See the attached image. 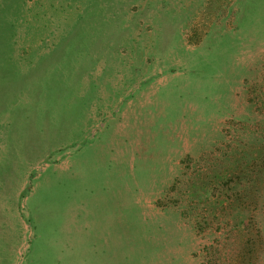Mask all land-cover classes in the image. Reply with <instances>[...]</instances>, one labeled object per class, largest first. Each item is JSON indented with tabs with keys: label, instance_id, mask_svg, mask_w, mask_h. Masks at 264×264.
Instances as JSON below:
<instances>
[{
	"label": "rangeland",
	"instance_id": "obj_1",
	"mask_svg": "<svg viewBox=\"0 0 264 264\" xmlns=\"http://www.w3.org/2000/svg\"><path fill=\"white\" fill-rule=\"evenodd\" d=\"M69 166L114 177L133 264H264V0H0V264H81L45 239Z\"/></svg>",
	"mask_w": 264,
	"mask_h": 264
},
{
	"label": "crops",
	"instance_id": "obj_2",
	"mask_svg": "<svg viewBox=\"0 0 264 264\" xmlns=\"http://www.w3.org/2000/svg\"><path fill=\"white\" fill-rule=\"evenodd\" d=\"M144 102L146 103L147 100ZM121 103V110L117 111L119 117L117 128L119 130L125 129L128 117L132 115L135 105H138L139 101L128 97ZM108 146V150L113 153V157H116L120 165L122 162H129L130 168H132L135 154L131 141L128 139L119 141L114 138ZM126 146L128 148L131 146L132 149L124 152L123 148H127ZM142 156H146L145 152ZM59 163L61 164V162L56 163L55 168ZM130 171L133 172V169ZM72 173L73 169L69 166L65 171L58 172L52 180L53 190L64 192L62 202L65 205L57 206L55 198L52 201L56 203L53 209L50 206L53 222L50 225V234L46 235L45 239L50 242V246L57 245L55 251L50 252V257L58 258L57 261L63 256L65 259L71 258L74 255L75 242H77V246L79 245L78 247L81 248V264H133L129 255L133 246L132 241L144 239V236H139L134 231V219L123 218V206H129V203H122L121 195H117L119 193L114 185V177L105 180L102 188L98 184L99 178L94 180L91 186L88 185L85 199L79 201L76 200L77 195H74V190L70 188L71 185L69 186L67 183L69 178L74 177ZM119 174L121 176V172ZM107 185H109L107 190L109 193L106 194L103 188ZM133 188L135 189L130 186L126 188V191L137 189V187ZM108 194L109 196H107ZM79 216L82 218V226L77 220ZM59 263L57 262V264Z\"/></svg>",
	"mask_w": 264,
	"mask_h": 264
}]
</instances>
